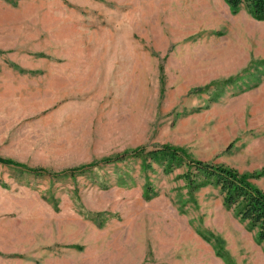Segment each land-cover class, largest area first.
I'll use <instances>...</instances> for the list:
<instances>
[{"label": "rangeland", "instance_id": "obj_1", "mask_svg": "<svg viewBox=\"0 0 264 264\" xmlns=\"http://www.w3.org/2000/svg\"><path fill=\"white\" fill-rule=\"evenodd\" d=\"M160 144L264 166V21L224 0H0L1 158L61 172ZM184 170L0 164V264H264L218 189Z\"/></svg>", "mask_w": 264, "mask_h": 264}, {"label": "trees", "instance_id": "obj_2", "mask_svg": "<svg viewBox=\"0 0 264 264\" xmlns=\"http://www.w3.org/2000/svg\"><path fill=\"white\" fill-rule=\"evenodd\" d=\"M224 2L231 13L243 8L253 19L264 21V0H224ZM228 81L226 79L223 83ZM127 157L139 158L141 165L147 168L151 167V163L158 164L164 172L183 166L185 170L182 172V178L190 186L198 187L204 184L215 186L221 195L223 205L231 208L234 215L246 223V229L254 232L255 241L262 244L264 250V191L252 182V179L264 178V166L250 173H241L230 166L193 159L183 148L171 144H160L150 149L138 146L61 172H52L41 167L30 168L22 163L1 157L0 164L54 178L63 174L72 177L76 173L91 170L99 164L121 161ZM196 176L201 178L200 181L195 182ZM214 240L220 245L219 239ZM221 252L223 253L221 247L220 250H216L218 255H223Z\"/></svg>", "mask_w": 264, "mask_h": 264}, {"label": "crops", "instance_id": "obj_3", "mask_svg": "<svg viewBox=\"0 0 264 264\" xmlns=\"http://www.w3.org/2000/svg\"><path fill=\"white\" fill-rule=\"evenodd\" d=\"M235 29H236L237 32L240 31V25L239 24H236L235 25ZM236 42L239 44L240 43V40H237Z\"/></svg>", "mask_w": 264, "mask_h": 264}]
</instances>
